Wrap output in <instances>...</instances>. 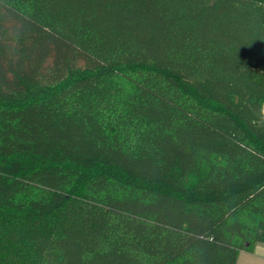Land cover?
Masks as SVG:
<instances>
[{"label":"trees","instance_id":"16d2710c","mask_svg":"<svg viewBox=\"0 0 264 264\" xmlns=\"http://www.w3.org/2000/svg\"><path fill=\"white\" fill-rule=\"evenodd\" d=\"M258 243L264 0H0V264Z\"/></svg>","mask_w":264,"mask_h":264},{"label":"crops","instance_id":"0c3cea01","mask_svg":"<svg viewBox=\"0 0 264 264\" xmlns=\"http://www.w3.org/2000/svg\"><path fill=\"white\" fill-rule=\"evenodd\" d=\"M236 264H264V243H258L252 251H240Z\"/></svg>","mask_w":264,"mask_h":264}]
</instances>
